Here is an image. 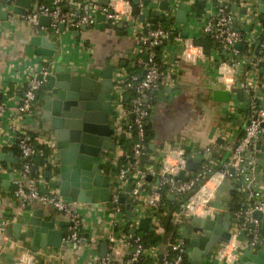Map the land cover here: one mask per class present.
Masks as SVG:
<instances>
[{
    "label": "crops",
    "instance_id": "crops-1",
    "mask_svg": "<svg viewBox=\"0 0 264 264\" xmlns=\"http://www.w3.org/2000/svg\"><path fill=\"white\" fill-rule=\"evenodd\" d=\"M100 1L96 0L99 9L111 8L114 13L119 14L121 21L116 23L108 20L100 23L95 22L83 31L81 27L77 29L65 27L64 31H59L57 35L51 34L50 27L44 28L38 23L37 26L32 27L18 19L0 22V83L7 84L9 97L21 95L25 88L24 83L14 79L16 75H21L24 71L21 58L33 59V62L38 64V69H40V65L50 62L48 59L35 57L32 54L33 49L29 47L31 38L40 31H46L48 39L59 46L64 63L70 67L73 73L76 72L91 78L97 76L108 66H113L114 75L141 77L144 75L142 63L146 61L144 58L146 55L139 52V41L131 29V25L134 23L139 32L170 27L177 30L181 37V42L173 41L161 47V60L163 61L161 63L168 70L175 72L173 85L170 87L164 85L158 88L154 94L149 93L148 103L151 110L147 125L150 141L148 142V156L144 160L146 165L143 169L148 173L147 178H150L145 181L143 193L131 210L120 211L121 218L113 215L111 209L103 203L73 204L74 210L78 211L82 220L80 239L85 232L88 234L85 246L81 249L80 241H78L77 243L67 242L66 246L60 249L40 250L39 255L43 259V264H92L96 258H101V246L105 243L108 244L107 254L111 255L113 249L111 239L114 236L111 223L115 224L113 229L115 226L123 227L128 220L126 213H129L130 219L134 221L130 230L137 228L140 219L153 217L150 228H154L155 231H138L136 237L145 238L149 245L146 249L151 252L138 264H156L168 251V244L174 236L172 232H168V227L179 228V225L173 224L172 217L166 228L164 227L167 215L173 207L169 208L168 205L167 211L162 213L161 217H157L155 213L151 216L147 210V193L158 187L160 182L158 173L162 167V161L176 148L183 149L188 159L198 154L203 155L204 149L212 148L216 149L215 160L212 163L213 173H217L226 164L230 152L243 136L251 104L261 106V101H264V75L259 72L264 65L257 72L261 94L248 95V92L244 90L245 75L249 70L248 56H237L239 67L232 70L225 66L229 61L225 59L227 55L224 52L217 48H209L206 52L203 47L194 44L195 40L209 36L203 33L201 28L208 21L210 15L215 12L216 7H221L220 0H151L148 2L147 8H144L142 4L135 6L123 0H109L108 6L103 5ZM52 2L51 0H36L32 3V9L52 5ZM164 2L168 3L165 11L160 10V7L164 8ZM183 3L187 5L189 13L190 23L185 25V31L188 33L187 38L183 37L180 31L181 25L176 23L174 16ZM203 3L204 6H202ZM238 3L239 0H232L228 4L229 10L235 13L236 17L244 15L231 10V5H238ZM118 4L122 5L120 10H117ZM255 8L260 14L259 18H264V5L261 4ZM237 9L242 8L238 5ZM134 12H136L135 16ZM193 15L196 16L195 20L191 18ZM247 27H251V25L242 22L239 18L233 28L244 36L248 35L250 30L254 31L257 41L264 38L262 27L252 26L250 30ZM252 47L256 50V45ZM172 54H175L173 59L170 57ZM137 57H139L140 63L136 62ZM224 81L232 82L231 90H228ZM215 90L229 91L230 102L225 104L215 101ZM2 100L3 96L0 94V102ZM38 118L41 119L40 116ZM38 118H32L27 125L23 124V130L30 137H48L43 131H39ZM261 144H264V137L259 141V145ZM4 152H12L16 158L15 163L3 162L0 164L6 169V172L2 173V178L7 179L9 167L15 174L19 168V153L16 149ZM203 159H205L204 155ZM32 163V168H34L33 171H30L32 176L28 175L27 177L30 181L37 179L38 168L44 164V160L35 158ZM204 163L203 160L199 170L203 169ZM102 173L109 176L111 192L115 188L121 189L122 185L118 183L116 173H112L110 168L107 169L105 166L102 167ZM258 178L264 179L263 171L258 174ZM47 183L42 176L41 189H44ZM207 188L213 192V196L208 200V205L214 209L215 217L221 216L225 221L231 219L232 225H237L239 220L235 214L245 208L246 199L238 191L236 182L229 178L221 180L218 184L210 181ZM13 192L0 190V223L8 222L7 241H4L0 236V264H19L24 255L35 257L28 251L27 242H20L13 235L12 225L19 222V218L23 215L30 214L14 199ZM129 198L125 201L127 202ZM167 200L170 204L175 202V200L169 199V195H167ZM125 201L121 204H124ZM31 206L35 210H44L47 215L56 217L57 221L70 222L66 216L53 213L51 208L39 204ZM69 228L64 229L65 234H69ZM129 231L127 236L122 235L128 239L132 238ZM176 241L183 242L179 232H177ZM231 250V247L226 250L225 255L229 257L224 261L214 257L216 251L214 250L212 256L203 259V264H242L240 258L232 259L233 257H230ZM131 252V249L122 245L119 257L115 256L114 258L121 264Z\"/></svg>",
    "mask_w": 264,
    "mask_h": 264
},
{
    "label": "built area",
    "instance_id": "built-area-1",
    "mask_svg": "<svg viewBox=\"0 0 264 264\" xmlns=\"http://www.w3.org/2000/svg\"><path fill=\"white\" fill-rule=\"evenodd\" d=\"M138 1L141 4L145 0ZM147 1L151 2V0ZM219 2L222 6L216 7L215 12L203 24L201 31L209 35L216 43L217 49L227 55L229 63L225 66L232 70L239 67V61L236 60L238 49L235 48V45L246 44L248 47H252L258 43L255 53L248 57L249 70L246 72V83L244 84V90L248 94L257 96L261 94L257 72L264 65V38L257 41V35L254 31L250 30L249 34L244 36L239 31L234 30L233 27L240 18L242 22L248 23L251 27L259 26L264 29V18H259L260 14L255 8L261 4L264 5V0H239L238 5L246 9V14L239 17H236L235 13L229 10L228 4L232 0H220ZM12 6L13 0H0V11L8 12L7 20L18 19L35 27L40 17H49L50 31L53 35L59 34L60 25L70 29L92 26L95 23L94 16L97 11L102 13L108 21L113 23L121 21L119 14L114 13L111 8L99 9L96 0H53L51 7L40 6L30 10L24 16L12 15ZM131 26L132 33L137 37L140 44L139 52L145 54L147 59L142 63L144 68L142 77L124 74L114 75L112 106L115 116L123 122L122 143L128 142L131 147L129 151H124L121 149L122 143L117 146L116 151L112 154L110 169L121 158L130 159V163L119 170L117 178L122 185L121 187H131L129 197L136 203L144 191L143 186L148 176V173L141 168V163L148 156L145 128L151 110L148 103L149 93L164 85L172 86L175 79L173 70H168L161 63L162 60L157 62L153 49L164 47L170 39L176 43L181 42V37L175 29H152L139 32L135 23ZM21 59L24 71L21 75H16L14 79L24 83L23 93L9 97L7 84L0 83V94L3 96V100L0 102V150L4 152L5 150L16 149L19 153V168L15 174L17 190L13 192V197L22 208L27 205L39 204L66 216L72 224L66 242L77 243L80 240L82 220L78 211L74 210L73 203L60 197L56 192H50L47 195L40 192V180H42L43 173L55 168L57 154L53 138L30 137L23 130L22 125L25 117L38 118L40 116L36 96L41 90L42 83L37 79V74L43 70V67L40 65V69H38V64L33 62V59ZM136 62L140 63L139 57H137ZM224 83L228 90L232 89L231 81H224ZM130 116H133L132 120L129 118ZM263 137L264 108L251 104L243 136L230 152L228 161L222 169L213 173L212 163L216 149L206 148L203 150L205 157L203 169L189 174L188 180L185 182L177 180L176 177L184 169V164L188 158L183 149L176 148L162 161V167L158 173L160 177L158 187L147 193L148 213L152 216L153 212L159 211L163 191H165L166 195L173 196L174 200L178 201L172 214L174 225H181L192 216L214 218L215 211L208 205V200L213 196V192L211 191L209 195L206 194L207 184L210 181L218 184L225 178L233 179L238 186V191L245 196L246 206L235 214L239 223L232 228L231 242L217 248L214 257L221 261L226 260L229 256L225 253L229 247L232 248L229 253L230 257H233L232 259L239 258L238 255H233L235 250L238 252L243 249L257 250L262 239L261 228L259 221L252 217V213L255 210L264 212V179H259L255 171L258 157L257 146ZM35 158L46 160V162L38 168L37 179L30 181L27 177L33 167L32 160ZM5 172L6 169L0 165V173ZM213 178L214 180H212ZM120 197L119 190L115 188L110 196V201L115 206V209L112 210L113 215L119 214ZM7 225V221L0 223V236L4 241L8 239L6 236ZM114 225L111 223L112 231H114ZM239 231H245L247 235H250V238H246L242 243L237 242L235 238ZM114 236L111 239L112 243L118 241L132 250L128 258L121 264H138L140 260L151 254L141 244L139 238H135L131 242L122 234ZM184 255L182 243L170 241L168 251L162 255L156 264H187ZM23 257H28L30 264L35 263V257L25 255ZM114 257L112 254H107L104 258H96L92 264H119Z\"/></svg>",
    "mask_w": 264,
    "mask_h": 264
},
{
    "label": "water",
    "instance_id": "water-1",
    "mask_svg": "<svg viewBox=\"0 0 264 264\" xmlns=\"http://www.w3.org/2000/svg\"><path fill=\"white\" fill-rule=\"evenodd\" d=\"M34 1L36 0H13L11 14L24 16L32 10ZM123 1L135 6L140 4L138 0ZM100 3L108 6L109 0H101ZM141 4L144 8L149 5L147 0ZM163 5L164 8L160 7V10H167L168 3L164 2ZM204 5L203 3L202 6ZM220 6L222 5L220 4ZM237 8V4L231 5L232 11L246 14L245 8ZM7 16V11H0V21H6ZM174 16L176 23L181 25L180 31L183 37L187 38L188 33L185 31V25L190 23L187 5L184 3L180 5ZM191 18L195 20L196 16L193 15ZM105 21V16L97 11L95 22ZM38 24L44 28H49L50 18L42 16L38 19ZM86 28L82 26L81 30ZM247 28L250 30L251 27ZM59 29L63 32L64 25H60ZM29 47L33 49L32 54L35 57L50 61L42 65L43 70L37 74V79L42 83V87L36 99L41 117V119L38 118V128L39 131H43L48 137L53 138L57 163L54 169L46 170L43 173V179L48 183L44 189H40V192L46 195L50 192H56L60 197L73 204L94 205L103 203L112 209L114 205L110 201V179L108 175L102 173V167L110 168L112 154L123 140V122L115 116L112 106L113 66L106 67L92 78L76 72L73 73L70 67L64 63L59 46L48 39L44 30L31 38ZM240 47L241 45H235L238 50ZM257 47L258 43L256 49ZM170 57L173 59L175 54L170 55ZM144 58L146 60L147 56ZM259 72L264 75V67ZM151 93L154 94L155 91H151ZM214 100L227 104L230 102V92L215 90ZM261 107L264 108V101H261ZM129 118L132 120L133 116ZM31 120L32 117H25L23 124L27 125ZM257 150L255 171L259 174L264 172V144L258 145ZM203 160L201 154L186 160L184 169L180 171L176 179L183 182L187 181L188 173L199 171ZM3 162L15 163L16 158L12 152H0V164ZM7 172V179H3L2 173H0V190L16 191L15 173L10 167ZM118 183L120 184L119 181ZM130 191L131 187L127 186L124 195L120 197V203L129 197ZM169 199L174 200V197L169 196ZM25 211L30 214L23 215L19 218V222L12 225L13 235L20 242H27L28 251L35 255L34 264H43V259L39 255L40 250L65 247L68 234H65L64 229L71 227L72 224L57 221L56 217L47 215L44 210H35L31 205L25 206ZM174 211L175 207L169 211L165 228ZM53 213L59 212L53 210ZM155 214H158V211H155ZM116 216L121 218L122 214ZM252 217L259 221L260 228L264 231V212L255 210ZM126 218L130 219L129 213H126ZM151 222L152 218L149 217L140 219L137 228H132L129 231L132 238H136L138 231H155L154 228H150ZM232 224L231 219L225 221L221 216L214 218L192 216L181 223L178 232L183 241L182 248L187 264H203V259L212 256L214 250L222 245H228L233 236ZM245 237L250 238V235H247L245 231H239L235 240L242 243L245 241ZM87 239L88 234L85 232L79 240L81 249L84 248ZM121 248L120 242H113L112 255L119 257ZM107 253L108 244L105 243L101 246V258H104ZM233 255H238L242 264H264V238L259 242L257 250L243 249L241 252L235 250Z\"/></svg>",
    "mask_w": 264,
    "mask_h": 264
},
{
    "label": "trees",
    "instance_id": "trees-1",
    "mask_svg": "<svg viewBox=\"0 0 264 264\" xmlns=\"http://www.w3.org/2000/svg\"><path fill=\"white\" fill-rule=\"evenodd\" d=\"M51 1H53V0H51ZM47 7H51V4L49 6H47ZM136 12L133 13L134 16L136 15ZM163 29L171 30L170 27H165ZM171 42H173L172 39H170L169 41H167V43L165 44V46L168 43H171ZM194 42H195L194 44L196 46L203 47V49L206 52L209 50V48H213V49L214 48H217L216 47V43L214 42V40L210 36H208L206 38H203V39H200V40H195ZM153 51L155 53L157 62H160V60H161V51H162L161 50V47L160 48H155V49H153ZM254 53H255L254 48L253 47H248L246 44H242L241 45V48L238 50V56H240V55H246V56L250 57ZM225 59L227 60V58H225ZM239 96H240V94H239ZM145 131H146V139H145V141L147 143V150H148V142L150 141V139H149L150 137L148 136V133H149L148 132V125L145 128ZM130 147H131V144H129L128 142H123L122 145H121V149H123L124 151H129L130 150ZM144 160L141 163V165H142L141 168L142 169L146 165V161H144ZM213 160H215V158ZM129 163H130V159L121 158L119 160V162L115 166H113L112 169H110V170H111L112 173H116L117 174L122 167H126ZM29 175H31V174L29 173ZM32 179H34V178H32ZM124 190L125 189H123V187H121V189H119L120 196H122L124 194ZM177 204H178V201L173 202V204L168 203L167 195H166L165 191H163L162 203L160 205L158 214H156V216L157 217H161L163 215L162 213H164L165 211H167L168 205H169V208H171V207H175ZM134 206H135V202L132 201V198L131 197L129 198V200H127V202L125 201L124 204H121L119 202V205H118V207H119V213H120V211L121 212H124V211L131 210ZM114 209H115V206L111 209V211L114 210ZM153 215H154V212H153ZM133 224H134V221H132L131 219H129L126 222V225H124L123 227L115 226L114 231H113L114 232V235H116V236H119L121 234L126 235L128 233V231L130 230V228L133 226ZM80 230H81V228H80ZM168 232H172L174 234V236H173V238H172L171 241L172 242H175L177 240L178 228L177 227H174V228L168 227ZM260 233H261V238H264V231L261 230ZM136 238H139L141 244L145 248H147L149 246L147 244V240L145 238H141V237H136ZM130 241L133 242L134 239L130 238ZM171 257H172V254H171ZM184 259L186 261V256L185 255H184Z\"/></svg>",
    "mask_w": 264,
    "mask_h": 264
},
{
    "label": "bare ground",
    "instance_id": "bare-ground-1",
    "mask_svg": "<svg viewBox=\"0 0 264 264\" xmlns=\"http://www.w3.org/2000/svg\"><path fill=\"white\" fill-rule=\"evenodd\" d=\"M211 193V190L207 189L206 194L209 195ZM20 264H30V260L28 257H23Z\"/></svg>",
    "mask_w": 264,
    "mask_h": 264
},
{
    "label": "clouds",
    "instance_id": "clouds-1",
    "mask_svg": "<svg viewBox=\"0 0 264 264\" xmlns=\"http://www.w3.org/2000/svg\"><path fill=\"white\" fill-rule=\"evenodd\" d=\"M122 7V5H117V10H120V8Z\"/></svg>",
    "mask_w": 264,
    "mask_h": 264
}]
</instances>
